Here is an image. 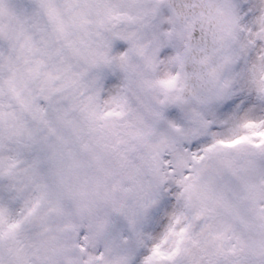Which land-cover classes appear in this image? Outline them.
<instances>
[{
	"label": "snow or ice",
	"instance_id": "6c2138e0",
	"mask_svg": "<svg viewBox=\"0 0 264 264\" xmlns=\"http://www.w3.org/2000/svg\"><path fill=\"white\" fill-rule=\"evenodd\" d=\"M0 264H264V0H0Z\"/></svg>",
	"mask_w": 264,
	"mask_h": 264
}]
</instances>
